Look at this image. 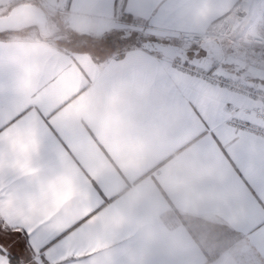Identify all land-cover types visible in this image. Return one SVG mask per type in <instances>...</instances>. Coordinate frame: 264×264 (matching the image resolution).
I'll list each match as a JSON object with an SVG mask.
<instances>
[{
    "label": "crops",
    "instance_id": "1",
    "mask_svg": "<svg viewBox=\"0 0 264 264\" xmlns=\"http://www.w3.org/2000/svg\"><path fill=\"white\" fill-rule=\"evenodd\" d=\"M112 4L57 0L61 21L0 36V206L15 202L49 235L67 234L64 264H259L247 228L260 215L253 199L264 200V139L231 128L226 111L252 121V101L175 64L264 79L255 53L235 63L225 21L233 14L243 37L264 35V0ZM153 8L162 24L149 20ZM122 12L156 40L111 46L107 36L131 30Z\"/></svg>",
    "mask_w": 264,
    "mask_h": 264
},
{
    "label": "snow or ice",
    "instance_id": "2",
    "mask_svg": "<svg viewBox=\"0 0 264 264\" xmlns=\"http://www.w3.org/2000/svg\"><path fill=\"white\" fill-rule=\"evenodd\" d=\"M116 2L117 0H113V8ZM124 7L125 5H121L122 9ZM149 20L159 25L164 22L165 17L161 11L153 8ZM4 91L6 95L12 94L13 87L10 81L5 84ZM15 119L13 117V120ZM253 201L259 206L260 215L247 228V235L254 252L259 257V264H264V200L253 199ZM67 239L68 235L65 233L49 235L43 230V224L33 217L27 208L17 210L15 202L8 208L0 206V264H22V262L23 264H64V261L56 260V255ZM37 255L39 259H36ZM78 259L80 264H96L89 257Z\"/></svg>",
    "mask_w": 264,
    "mask_h": 264
},
{
    "label": "rangeland",
    "instance_id": "3",
    "mask_svg": "<svg viewBox=\"0 0 264 264\" xmlns=\"http://www.w3.org/2000/svg\"><path fill=\"white\" fill-rule=\"evenodd\" d=\"M57 0H12V1H9V2H6L4 5H0V16L1 15H7L11 12V10L15 7L13 4H17L16 6H19V5H27V6H30L32 8V12L33 14H31V18L34 19V24H31V25H27L25 27H22L14 32H11L10 34H7V35H0L1 37L3 36L4 38H9V39H15L17 37H26L27 35L28 36H32V35H36L37 34V27H40L44 24V27L46 26V24L44 23V21L47 19L46 17H49L50 18V21L52 22L53 24V21L54 22H58V21H61V13L60 11H56L57 10V6L54 5V3L56 2ZM59 1V0H58ZM122 14V17L124 15H127V14H123V12L121 13ZM238 15H243L242 13L240 14L239 12L237 13ZM121 17V19H122ZM226 23L227 24V30H228V33L230 34L229 36H231L232 34V37L235 38L234 40H232V43H230L228 46L229 48H233V52L234 54H237L234 58H235V63H239V64H242L244 65L245 63L247 64L248 63V59H246V55L247 53L250 52L251 53H255V56L254 58H252L257 64L258 62H264V50H256L257 48V45H264V42L263 43H252L250 45H246V42L245 41H252L253 39H257V38H261L264 40V35L263 34H257L253 37H248V36H242L240 34V32L243 31L244 29V22L239 25L238 22V19L236 16H234L233 14H230V16L228 18L225 19ZM244 21V20H243ZM50 22V23H51ZM128 25H130V29L131 30H121L119 31V34L117 35H113V40H115V42H110V45L112 46L115 45V49L120 48L121 51H124L126 48H130V46H135V45H139L140 43L142 44L143 40H146L144 37H146V35L143 33V31H139L138 29L134 28L133 26L135 25L134 21L132 22H129V23H126ZM220 24H224V23H220ZM51 25V24H50ZM136 26V25H135ZM36 27V28H35ZM132 27V28H131ZM219 33V32H218ZM131 36H134L136 39V41L133 43L131 40L129 41V37ZM75 36L73 35V38L72 40H75L74 38ZM149 37V36H147ZM128 39L127 43L124 45L122 44H118L116 43L118 40L117 39ZM151 41H155L156 38L154 39L153 37H151ZM70 39V38H68ZM77 39V38H76ZM183 40L188 43V44H191V46L193 44H200L202 43V38L199 37V36H189V35H185ZM76 41V40H75ZM107 48L109 49V46L107 45ZM106 48V49H107ZM106 49H105V52H106ZM171 51V50H170ZM245 55V56H244ZM256 65V64H255ZM184 66H189L190 68L194 69L195 67L198 68H204L203 66L201 65H198L196 63H193V62H187V63H177L175 64V69L178 73H180L181 75H186L184 74L181 69L184 67ZM206 71H210V72H215V73H223L225 76H233L235 74H230V73H227L225 72V70L221 69L219 70L218 72L216 71H212L210 69H207V68H204ZM221 73V74H222ZM222 74V75H223ZM190 78H193V79H197L199 81H201L203 84H205L202 80H200L197 75L195 76H191V75H186ZM246 82V81H245ZM248 82V81H247ZM249 84H252L256 87H259L261 89V91L264 93V79L262 80H259L257 82H249ZM206 86H208L207 84H205ZM211 86V85H209ZM215 87V86H214ZM235 92V91H234ZM261 93V92H260ZM239 96V95H238ZM242 98H245L246 100H250L252 101V107H251V112L253 114V117H254V112H255V102L257 103L259 100L255 101V100H252L250 97H242ZM259 104V103H258ZM229 110H232V111H236L234 109H226V111H228L227 113V116L229 118ZM238 112V111H236ZM239 114V112H238ZM239 117L242 118L245 122H250V120H245L240 114H239ZM227 123H228V120H227ZM243 132V131H241ZM245 133V132H243ZM245 134H248V133H245ZM249 134H252V133H249ZM248 134V135H249ZM252 135H255L257 136L258 138L260 139H264V137L260 136V135H257V134H252ZM23 264V263H22Z\"/></svg>",
    "mask_w": 264,
    "mask_h": 264
},
{
    "label": "built area",
    "instance_id": "4",
    "mask_svg": "<svg viewBox=\"0 0 264 264\" xmlns=\"http://www.w3.org/2000/svg\"><path fill=\"white\" fill-rule=\"evenodd\" d=\"M246 45L252 43H263L264 40L261 38L253 39L252 41H245ZM181 71L188 75H197V77L202 80L205 84L215 86L219 89H224L226 91H231L239 95L240 97H250L252 100H259L255 102V112L254 118L250 122H245L239 117L238 112L229 110L228 124L233 129H238L245 133H252L264 137V93L259 87H256L249 82L238 78L237 76H225L222 72L215 73L206 71L204 68H190L189 66H184ZM261 92V93H260ZM259 103V104H258Z\"/></svg>",
    "mask_w": 264,
    "mask_h": 264
},
{
    "label": "water",
    "instance_id": "5",
    "mask_svg": "<svg viewBox=\"0 0 264 264\" xmlns=\"http://www.w3.org/2000/svg\"><path fill=\"white\" fill-rule=\"evenodd\" d=\"M33 14L30 6H15L7 15L0 16V33L14 32L27 25L34 24V19L30 16Z\"/></svg>",
    "mask_w": 264,
    "mask_h": 264
},
{
    "label": "trees",
    "instance_id": "6",
    "mask_svg": "<svg viewBox=\"0 0 264 264\" xmlns=\"http://www.w3.org/2000/svg\"><path fill=\"white\" fill-rule=\"evenodd\" d=\"M14 6H16L17 4H13ZM122 19H123V21L125 22V23H129V22H132L133 21V17L131 16V15H124L123 17H122ZM11 32H2V33H0V35H7V34H10ZM107 38V40L108 41H113V43L115 42V40H113L112 38H113V35H110V36H107L106 37ZM146 40H149V41H151V38L150 37H144ZM136 38L134 37V36H131V37H129V41L131 40L133 43L136 41L135 40ZM118 41L116 42V43H118V44H126L127 43V41H128V39H126V38H122V39H117ZM138 45V44H137ZM136 45V46H137ZM23 263V262H22Z\"/></svg>",
    "mask_w": 264,
    "mask_h": 264
},
{
    "label": "clouds",
    "instance_id": "7",
    "mask_svg": "<svg viewBox=\"0 0 264 264\" xmlns=\"http://www.w3.org/2000/svg\"><path fill=\"white\" fill-rule=\"evenodd\" d=\"M68 18L72 21H74V23L78 26H82L86 24V20L84 18V14L82 12L79 11H73V10H69L68 13Z\"/></svg>",
    "mask_w": 264,
    "mask_h": 264
}]
</instances>
